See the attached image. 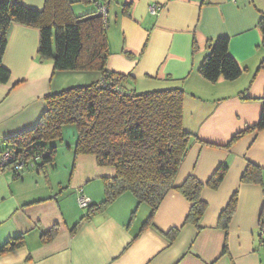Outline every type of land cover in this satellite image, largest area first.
<instances>
[{"label": "crops", "instance_id": "obj_1", "mask_svg": "<svg viewBox=\"0 0 264 264\" xmlns=\"http://www.w3.org/2000/svg\"><path fill=\"white\" fill-rule=\"evenodd\" d=\"M70 1L75 15L95 11ZM22 2L40 9L44 0ZM126 4L129 15L122 13ZM152 4L160 5L156 14L148 10ZM261 13L264 0H110L107 5L106 69L129 73L124 84L135 91L180 87L186 92L183 126L190 146L173 187L192 174L204 182L220 163L228 164L218 188L201 191L207 204L201 229L186 220L190 202L176 189L166 192L153 215L146 203L132 215L137 202L126 191L76 223L85 214L79 197L99 202L100 178L113 169L98 166L92 155L74 156V143L67 140L59 143L48 178L35 169L20 178L8 169L0 172V248L22 235L20 245L0 250V264H262L264 129L244 132L226 146L257 122L263 108L264 70L257 69L264 57L257 26ZM222 35L243 71L236 79L212 83L197 68L207 41ZM38 42L36 28L11 25L2 57L10 77L0 83V149L6 138L36 125L44 95L75 83L68 78L72 72L54 73L51 61H38ZM247 161L262 168L261 184L240 182ZM234 191L236 205L224 232L218 216Z\"/></svg>", "mask_w": 264, "mask_h": 264}, {"label": "trees", "instance_id": "obj_2", "mask_svg": "<svg viewBox=\"0 0 264 264\" xmlns=\"http://www.w3.org/2000/svg\"><path fill=\"white\" fill-rule=\"evenodd\" d=\"M78 1L93 5L95 11L75 15L70 0H44L40 9L27 6L22 0H0V83H6L10 77L9 70L2 65V57L14 23L38 30L37 59L39 62L51 61L54 73H96L95 80L90 83L67 86L42 97L45 110L36 125L6 138L3 149H0V153L12 149L23 160L24 167L15 169L13 159L0 165V172L8 169L14 178H20L22 172L35 169L48 178L47 170L56 165L59 143L67 141L63 135L64 126L73 124L74 156L92 155L98 166L113 169L111 176L102 177V199L80 206L85 209V214L76 223L88 219L96 211L104 210L126 191L136 198L132 215L141 203L148 204L150 215H153L166 192L176 189L190 202L186 220L201 229L200 222L207 207L201 198V191L205 186L217 189L228 164L220 163L204 182L192 174L173 187L175 175L190 146L191 135L183 126L186 92L180 87L139 92L126 88L124 82L131 77L129 73L106 69L110 54L108 17L105 19L101 10L105 8L107 15L110 0ZM122 13L129 15L128 4ZM257 26L262 36L261 45L264 46V13H261ZM228 41V36L222 35L206 43L208 52L197 71L209 82L214 83L220 77L233 80L243 71L229 53ZM195 47L193 44V51ZM257 69L264 70V57ZM261 99L263 108L257 122L236 133L226 144L227 147L244 132L264 129V95ZM65 144L67 146L68 143ZM239 180L261 184L262 168L247 161ZM236 198L237 192L234 191L219 213L218 226L224 232L227 231ZM259 226L264 228V213ZM52 233L53 229L45 232L48 236ZM21 243L22 235L19 234L8 240L0 250L11 249ZM260 243L264 246V237L260 238Z\"/></svg>", "mask_w": 264, "mask_h": 264}, {"label": "rangeland", "instance_id": "obj_3", "mask_svg": "<svg viewBox=\"0 0 264 264\" xmlns=\"http://www.w3.org/2000/svg\"><path fill=\"white\" fill-rule=\"evenodd\" d=\"M83 6V3H79ZM85 5V4H84ZM83 73H88V74H82V73H76L75 71L72 72V75L68 78L72 79L73 81H75V83H71L69 84L68 86H71V85H76V84H87V83H90L92 80H95V76H96V73L93 71V72H83ZM77 74V75H76ZM89 74H92L94 75V77L91 78V75ZM67 87V86H65ZM64 88V87H63ZM151 89H161V88H151ZM146 90V89H145ZM141 91H144V90H141ZM139 92V91H138ZM74 130H75V125L71 124H67L64 126V138L68 141H70L71 143H74V140H75V135H74ZM58 149V147H57ZM2 158L3 160H8L7 157L5 156L4 152L2 153ZM4 163H1V160H0V165H3ZM24 173V172H22ZM100 180H102V178H100ZM94 183H92L93 185ZM83 198H86L88 202L89 201V198L85 197V196H82ZM82 197H79V198H82ZM236 205V204H235ZM262 264H264V259L262 261Z\"/></svg>", "mask_w": 264, "mask_h": 264}, {"label": "built area", "instance_id": "obj_4", "mask_svg": "<svg viewBox=\"0 0 264 264\" xmlns=\"http://www.w3.org/2000/svg\"><path fill=\"white\" fill-rule=\"evenodd\" d=\"M232 1H234V0H232ZM148 10H149V12L151 13V14H156L159 10H160V5L159 4H152V5H150L149 7H148ZM102 14H103V16H104V18L106 19V11H105V8H102ZM4 152V154H5V156L7 157V159L8 160H3V158H2V153ZM35 158H37V156L35 157ZM0 159H1V163H4L5 164V162H7V161H9V160H13V159H15V163L13 164V167L15 168V169H22L23 167H24V162H23V160H20L17 156H16V154H15V152L12 150V149H6V150H3L1 153H0ZM78 202H79V205L80 206H85V205H87V203H88V201H87V199L86 198H79L78 199ZM262 232H264V228H262Z\"/></svg>", "mask_w": 264, "mask_h": 264}]
</instances>
